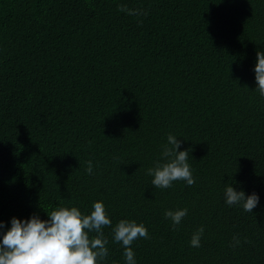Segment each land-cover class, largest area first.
Returning a JSON list of instances; mask_svg holds the SVG:
<instances>
[{"label":"trees","instance_id":"obj_1","mask_svg":"<svg viewBox=\"0 0 264 264\" xmlns=\"http://www.w3.org/2000/svg\"><path fill=\"white\" fill-rule=\"evenodd\" d=\"M258 51L264 0H0L3 231L12 217L91 214L102 201L113 227H147L151 238L132 245L137 264H264ZM169 133L191 149L192 186L159 189L147 175ZM228 184L259 195L253 212L225 203ZM183 208L174 229L164 213ZM103 231V264H126Z\"/></svg>","mask_w":264,"mask_h":264},{"label":"clouds","instance_id":"obj_2","mask_svg":"<svg viewBox=\"0 0 264 264\" xmlns=\"http://www.w3.org/2000/svg\"><path fill=\"white\" fill-rule=\"evenodd\" d=\"M119 11L128 15H146L139 9H130L120 5ZM256 90L264 97V51L257 52L255 65ZM183 142L169 133L167 143L162 146L163 161L157 160L154 167L148 168L147 175L152 176L151 184L155 188L168 189L178 181L187 186L196 182L193 169L189 163L191 149L180 150ZM92 174V162L88 161L86 169ZM225 203L228 206H240L245 212H253L259 204V195L253 192L246 195L245 191L237 190L228 184L224 191ZM91 214H85L79 207H57L48 213V219H41L33 214L30 219L12 217L11 227L7 228L0 221V264H103L109 255L108 238L103 229L111 227L113 240L124 248L126 264H137L133 243L138 239H150L144 223L135 220L121 219L113 227V221L107 213L102 201L92 205ZM188 214V209L166 210L164 216L172 221L173 228L179 225ZM95 233V235H91ZM204 227L193 233L190 246L201 247ZM233 247L241 241L234 237Z\"/></svg>","mask_w":264,"mask_h":264}]
</instances>
